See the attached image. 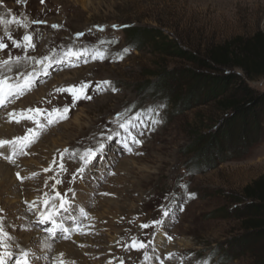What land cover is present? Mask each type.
Returning <instances> with one entry per match:
<instances>
[{
  "label": "rangeland",
  "instance_id": "rangeland-1",
  "mask_svg": "<svg viewBox=\"0 0 264 264\" xmlns=\"http://www.w3.org/2000/svg\"><path fill=\"white\" fill-rule=\"evenodd\" d=\"M1 5L17 31L5 42L21 54L0 52V62L11 58L12 65L19 57L16 64L26 70L43 61L29 72H35L32 85L0 106L8 134L26 133L30 143L21 156L6 160L29 177L16 180V197L0 191V229L12 255L7 264L22 254L12 244L29 239V264H61L56 255L64 244L84 252L81 264H264V241L249 238L233 212L244 187L264 175V124L249 147L240 140L244 124L238 120L233 132L229 114L218 110L207 92L195 93L200 102L185 110L177 98L192 85L179 72L194 67L165 55L148 36L158 31L181 49L201 52L235 37L264 34V0H10ZM129 29L145 35L142 45L130 41ZM78 33L83 36L77 38ZM24 35L31 37L27 51ZM25 72L10 82L23 84ZM14 74L11 69L5 75ZM3 75L0 79H8ZM81 84L91 85V99L73 106L68 89L82 95ZM250 86L262 91L264 79ZM13 116L19 122L10 125ZM253 128L247 126L249 136L255 135ZM30 129L39 135L29 137ZM101 143L102 153L86 163L85 152ZM217 151L225 157L221 161L215 159ZM54 185L71 203L54 217L62 238L53 242L51 222L40 224L39 216L43 199L54 197ZM133 237L146 248L128 247ZM43 240L53 242L46 262L37 248Z\"/></svg>",
  "mask_w": 264,
  "mask_h": 264
},
{
  "label": "trees",
  "instance_id": "trees-1",
  "mask_svg": "<svg viewBox=\"0 0 264 264\" xmlns=\"http://www.w3.org/2000/svg\"><path fill=\"white\" fill-rule=\"evenodd\" d=\"M126 33L132 43L142 45V36L145 35H140L135 29H129ZM148 36L165 55L183 60L194 67L179 72L182 79H187L192 85L183 97L177 98L179 105L189 110L192 104L200 102L195 99V93L207 92L209 101L215 100L217 109L229 114L226 118L231 122V129L238 124V120L244 124L241 144L247 142L245 145L249 146L257 143V140L251 142L250 139L261 136L263 131L261 128L264 124V90L257 91L250 83L264 79L262 32H257L249 38L235 37L222 45L208 46L201 52L181 49L158 31H152ZM248 125L252 128L254 126L255 135L253 131V136L248 135ZM230 133L225 134L223 139L226 140ZM224 146L226 145L218 144L219 148ZM210 149L212 150L211 146ZM221 153L217 151L214 154L217 161L225 158L220 156ZM226 153L228 152H225V155ZM193 163L197 165V162ZM239 204L233 212L237 215L244 233L252 240L264 241V175L244 187ZM263 261L264 256L261 257V262Z\"/></svg>",
  "mask_w": 264,
  "mask_h": 264
},
{
  "label": "bare ground",
  "instance_id": "bare-ground-1",
  "mask_svg": "<svg viewBox=\"0 0 264 264\" xmlns=\"http://www.w3.org/2000/svg\"><path fill=\"white\" fill-rule=\"evenodd\" d=\"M7 1H10V0H0V28L2 29V32H0V43H3L4 45H6V47L5 48H3V49H0V52L2 53H4V52H9V54L12 56V55H14V54H19L20 53V51H16V50H12L11 49V47L8 45V43L7 42H5V38H7V37H10V38H12V37H15V35H14V33L15 32H17L16 31V26L13 24V20H11L10 19V17L9 16H7L6 15V13H5V11L2 9V3L4 2H7ZM87 1V0H86ZM83 2H84V0H83ZM2 6V7H1ZM15 12H17V11H15ZM23 14V13H22ZM12 16V15H11ZM25 23V22H24ZM29 23V21L27 20V23L26 24H28ZM1 31V30H0ZM27 32V31H26ZM48 42H49V40H47V44H48ZM45 43V44H46ZM50 43H51V41H50ZM57 45V42L55 43V46ZM39 50V49H38ZM40 52H44V50H42V49H40ZM21 54V53H20ZM44 54H46V53H44ZM40 56V55H39ZM7 58V57H6ZM45 61V60H44ZM14 63V62H13ZM17 62H15V64H12L11 65V69L12 70H14V75H13V78H8L7 76H9V75H5L6 74V72L8 71H10L9 70V67L8 66H2V67H0V75L1 74H3L4 73V75H3V78H8L7 80H8V82L9 83H11V84H13V82H15V81H17V79H16V77H18L19 76V72H25V74H27L28 75V73L30 72V71H33L35 68V65H37V63H36V61H35V63L33 62L32 64H30V65H26V70H24V68L23 69H21V64H16ZM26 64V63H25ZM29 64V63H28ZM36 70H39V67L36 69ZM2 72V73H1ZM11 73H13V72H11ZM41 73V72H40ZM22 75V74H21ZM23 76H24V74H23ZM21 78H23V77H21ZM20 77H19V79H21ZM10 81H13V82H10ZM22 81H23V79H22ZM19 83V82H18ZM35 83V82H34ZM15 84V83H14ZM66 86V85H65ZM24 91V90H23ZM40 96V95H39ZM43 96V95H42ZM10 97H8L7 99H9ZM5 104V103H4ZM22 106V105H21ZM24 107V106H23ZM25 108V107H24ZM22 111V110H21ZM22 114H20V115H18V117L19 116H21ZM8 117V116H7ZM22 117V116H21ZM9 118V117H8ZM2 122V121H1ZM17 122V120H16V117H10V120L8 121V123L10 124V125H13V124H15ZM22 125V124H21ZM6 126H3V122H2V124L0 123V141H5V142H8V143H6V144H4V146L3 147H0V155H1V157H4V159L2 158V159H0V163H1V165H0V191H1V193L2 194H5V195H8L9 197H12V196H14V197H16V192H15V190L16 189H18V184H17V182H16V180H18V178H17V172L18 171H16V170H13L10 166H11V164L9 163V162H7L6 160H10V158H12V157H15L16 158V156H19L20 154H21V152L24 150V148L25 147H23L22 145H24V144H26V145H29L23 138L25 137L24 135H26V133H24V134H22V135H20V136H18V133L17 132H11L10 134H8L9 133V129L8 130H5V129H7V128H5ZM12 127H14V126H12ZM17 127V126H16ZM15 127V128H16ZM28 131V130H27ZM16 133V134H15ZM39 133H40V131L39 130H34V129H32V131H30V132H28V134L30 135L29 137H31V138H34V137H37L38 135H39ZM8 134V135H7ZM90 135V134H89ZM19 138H21V139H19ZM96 138V137H95ZM92 141V140H91ZM21 156V155H20ZM7 162H5V161ZM49 160V159H48ZM3 163V164H2ZM12 163V162H11ZM13 165L15 164V163H12ZM20 165V164H19ZM25 167V166H24ZM28 167V166H27ZM29 169V168H28ZM35 169V168H34ZM30 170V169H29ZM56 170V169H55ZM31 171H33V170H31ZM54 172V171H53ZM23 173V172H22ZM25 173V175L28 173L27 172V170H26V172H24ZM29 175V174H28ZM20 177H22L23 178V180H24V178H27V177H29V176H27V177H24V175H20ZM47 177V176H46ZM45 177V178H46ZM50 178V177H49ZM23 180H20V183L23 181ZM46 181V180H45ZM36 182V181H35ZM40 182V181H39ZM27 185H28V183H27ZM45 185V184H44ZM20 186V185H19ZM22 186V185H21ZM47 186V185H46ZM26 188V187H25ZM49 188V187H48ZM40 190V189H39ZM43 190V189H42ZM27 191V190H26ZM41 191V190H40ZM48 191V190H47ZM21 192V191H20ZM22 193V192H21ZM46 193V192H45ZM13 197V198H14ZM31 197V196H30ZM33 197V196H32ZM35 197V196H34ZM33 197V198H34ZM25 198V197H24ZM44 200V199H43ZM5 210V209H4ZM25 212V211H24ZM23 213V212H22ZM40 214V213H39ZM38 214V215H39ZM18 215V214H17ZM24 215V214H23ZM59 215V214H58ZM25 216V215H24ZM74 217V216H73ZM62 218V217H61ZM22 219V218H21ZM25 219V218H24ZM55 219V218H54ZM56 224H58L57 222H56ZM24 225V224H23ZM80 225V224H79ZM58 226V225H57ZM71 226V225H70ZM74 227H76V226H74ZM27 229H28V226H27ZM27 231H29V230H27ZM72 233H74V232H72ZM32 234V233H31ZM34 234V233H33ZM32 234V235H33ZM36 235V234H35ZM53 235V234H52ZM51 235V236H52ZM56 235V236H55ZM55 237H54V240H53V242L54 241H56L55 239H59L60 240V238H62V236H58L56 233H55ZM34 236V235H33ZM161 236V235H160ZM36 237V236H35ZM34 237V238H35ZM53 237V236H52ZM38 239H39V236H38ZM50 239V238H49ZM40 240V239H39ZM52 240V239H51ZM31 240L29 239L28 241L26 240V241H23V242H21V243H18V244H16V243H14V244H12V245H18V249H17V251H19L20 253H23V252H27L28 254L31 252V248H32V245H31V242H30ZM53 242H51V241H49V240H47V242H45V240H43L38 246H37V248H38V251H40V253L42 252V254L41 255H44L43 257H42V260L44 261V262H46V261H48V255H50L51 254V251H52V243ZM76 242H77V240H76ZM132 243V242H131ZM80 244V243H79ZM100 245V244H99ZM62 246V245H61ZM40 247V248H39ZM60 249V250H59ZM59 249H58V253H57V255H56V257H57V259L61 262V261H63V264H81V262L82 263H85V261H84V259L82 260V258L81 257H83V256H81L82 254H84V252L82 253L81 252V250L79 249V248H77L76 246H72V245H66V244H64L63 245V247H60L59 246ZM36 251V248L34 249V252ZM53 252V251H52ZM56 252H57V250H56ZM54 253V252H53ZM85 253H87L86 252V250H85ZM91 253V252H90ZM22 255V254H21ZM87 255V254H86ZM87 256H89V255H87ZM86 256V257H87ZM29 257V256H28ZM93 257V256H92ZM31 258V257H30ZM51 258V257H50ZM57 260V261H58ZM51 262V261H50ZM40 264H43V262L42 263H40ZM46 264V263H45ZM54 264V263H53ZM57 264V263H56Z\"/></svg>",
  "mask_w": 264,
  "mask_h": 264
},
{
  "label": "snow or ice",
  "instance_id": "snow-or-ice-1",
  "mask_svg": "<svg viewBox=\"0 0 264 264\" xmlns=\"http://www.w3.org/2000/svg\"><path fill=\"white\" fill-rule=\"evenodd\" d=\"M41 2H43V0H41ZM53 27H57L56 25H53ZM114 28L116 26H113ZM102 30V29H101ZM80 36H83V33H78L77 34V38H79ZM31 37L29 35H24L23 36V41L25 42L24 47H25V51H27V49L29 47H32L31 43H30ZM14 46L19 47L20 44L18 41H13ZM6 45H4L3 43H0V49L5 48ZM71 51V50H70ZM74 55H76L77 57H79L80 55H82L83 53L80 52H76L73 53ZM45 60H48V57L44 58ZM95 59V57H94ZM10 60H4L2 62H0V65L2 66H8L9 70H11V64H10ZM16 62H19V57L16 58ZM37 65H41L43 64V61H36ZM47 67V65H45V68ZM35 75V72H31L29 73L27 76L24 77V82L23 84H11L8 82L7 79H0V106H2L5 103V100L8 97L14 96V95H18L21 91H23L25 88H28L32 85V79L31 77H33ZM19 79V77L17 78ZM109 82L107 81H103L100 82V84H108ZM100 84H97L96 89L94 90H98L100 87ZM90 84H81L79 85V89L82 91V95H77V92L74 88H70L68 89L69 94L72 95L73 97V106L76 104L77 100L79 99H91V96L87 94V89L90 87ZM28 111H33L32 109H28ZM37 112H42L44 110H40L37 109ZM59 111V110H56ZM69 111V107L65 106L63 108V112L67 113ZM12 114H10L11 116ZM64 118H67L66 116ZM138 118V117H137ZM19 122V121H17ZM155 123V121L153 122ZM29 131H32L31 129ZM24 140H28L27 135L23 138ZM137 145H139L141 143V141L139 140H135L134 141ZM8 142L5 141H0V147H3L4 144H6ZM23 147H27L28 145L24 144L22 145ZM105 148V145L103 143L100 144L99 149L95 150V149H90L87 150L85 152L84 155V159L86 160V163H90L92 160H94L97 156H99L103 149ZM61 161H63V154L61 155ZM55 163V161H54ZM61 167H63V164L61 163ZM49 169H45V171H49ZM85 171V169L81 168L78 169V172H80L81 174ZM17 178L20 180H23L22 177H20L19 173H17ZM73 179H75V177H73ZM57 183H60L59 181H57ZM53 193H54V197L49 199V198H45L43 200V211H41V214L39 216V223L40 224H45L48 222H51V227L48 229L50 234H54L56 229H57V224L56 221L54 219V217L60 212V211H68L69 207H70V201L67 199V193L64 194V196L62 197L61 194L56 191L55 185L53 186L52 189ZM45 196L47 197V194H45ZM189 198H192L191 196ZM59 200V205L57 206L55 204V201ZM31 207V206H30ZM182 210V209H181ZM39 211V210H38ZM168 212L165 210L162 212V215L164 217L168 216ZM161 223L160 221H153L152 224H158ZM140 227L142 229H146L149 227V224H141ZM6 234L4 233L3 229H0V264H7V261L12 259V255L11 253L6 250V245L4 243V238H5ZM128 247H131L132 249L135 250H140V249H144L146 248V244L143 241H138L135 239V237H133L132 243L131 245H129ZM28 253L25 251L22 253V255L20 257H17L15 259V264H29L28 262ZM145 257L147 258V253H145ZM170 257H166V259H168ZM61 264H63V261H61Z\"/></svg>",
  "mask_w": 264,
  "mask_h": 264
}]
</instances>
